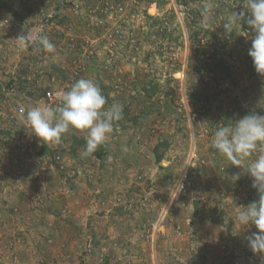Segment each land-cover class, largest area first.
<instances>
[{"label": "rangeland", "instance_id": "rangeland-1", "mask_svg": "<svg viewBox=\"0 0 264 264\" xmlns=\"http://www.w3.org/2000/svg\"><path fill=\"white\" fill-rule=\"evenodd\" d=\"M243 5L0 0V264H264L247 241L255 225L234 221L259 199L253 179L211 146L220 126L264 116V76L248 55L254 33L246 21L223 27ZM42 35L55 51L39 47ZM81 78L123 107L107 144L87 157L85 133L44 142L21 118L55 108L45 92ZM20 133L32 147L24 155Z\"/></svg>", "mask_w": 264, "mask_h": 264}, {"label": "clouds", "instance_id": "clouds-1", "mask_svg": "<svg viewBox=\"0 0 264 264\" xmlns=\"http://www.w3.org/2000/svg\"><path fill=\"white\" fill-rule=\"evenodd\" d=\"M243 6V11L231 12L223 27L230 34L235 22L246 21L254 33L248 55L255 71L264 76V0H244ZM16 39L23 47L25 38L20 35ZM38 45L47 52L55 51V45L46 35L40 36ZM58 99L55 108L36 106L21 118L29 132L44 142L59 143L70 130L85 133L82 152L85 157L107 144L116 122L123 116L122 105L115 102L108 105L101 87L90 78L77 80L66 91L58 93ZM211 146L253 179L252 187L257 190L259 199L243 206L234 221L235 227L238 221L240 229L255 225L258 231L247 236L248 245L254 253H264V116L249 112L235 120L234 126H220L214 133ZM252 157L255 158L250 159ZM108 159L110 161L111 157ZM247 159H250L248 166L241 167L242 161ZM232 178L234 182L238 181L241 173L237 172Z\"/></svg>", "mask_w": 264, "mask_h": 264}, {"label": "built area", "instance_id": "built-area-1", "mask_svg": "<svg viewBox=\"0 0 264 264\" xmlns=\"http://www.w3.org/2000/svg\"><path fill=\"white\" fill-rule=\"evenodd\" d=\"M58 93H60L58 90H47L45 92L46 99L49 102H58ZM29 135L27 133H20L17 137H15L14 140V146L20 154H26L28 153L32 147L30 144V141L28 140ZM1 148V143H0ZM60 157L57 158L58 161H60ZM188 173L184 174L182 178L178 181L176 191H175V199L179 198L186 190H187V181H188Z\"/></svg>", "mask_w": 264, "mask_h": 264}, {"label": "crops", "instance_id": "crops-1", "mask_svg": "<svg viewBox=\"0 0 264 264\" xmlns=\"http://www.w3.org/2000/svg\"><path fill=\"white\" fill-rule=\"evenodd\" d=\"M4 122H5V121H4ZM6 123H7V122H6ZM6 123H4V124L2 123V124H0V125H5Z\"/></svg>", "mask_w": 264, "mask_h": 264}]
</instances>
